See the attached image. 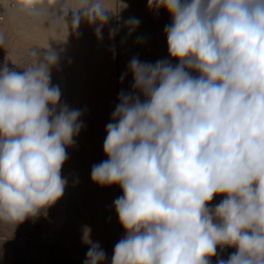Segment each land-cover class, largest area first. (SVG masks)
<instances>
[{
  "label": "clouds",
  "instance_id": "clouds-1",
  "mask_svg": "<svg viewBox=\"0 0 264 264\" xmlns=\"http://www.w3.org/2000/svg\"><path fill=\"white\" fill-rule=\"evenodd\" d=\"M148 5L170 17L169 59L128 64L131 91L119 93L105 128L107 159L90 173L94 183L122 190L113 207L125 235L108 262L85 226L84 264H211L213 257L216 264H264V0ZM0 6L52 31L69 34V23L75 32L85 22L97 39L116 14L106 0ZM125 26L131 33L139 20ZM118 31L111 28L110 39ZM59 65L49 44L30 48L19 71L0 65V222L14 227L47 215L63 196L67 148L83 128L81 110L61 104L52 83ZM216 196L224 199L210 206ZM218 248L235 251L224 259Z\"/></svg>",
  "mask_w": 264,
  "mask_h": 264
},
{
  "label": "rangeland",
  "instance_id": "rangeland-1",
  "mask_svg": "<svg viewBox=\"0 0 264 264\" xmlns=\"http://www.w3.org/2000/svg\"><path fill=\"white\" fill-rule=\"evenodd\" d=\"M110 4L116 14L104 27L102 39H97L95 26L85 22L75 32L69 23V34L63 27L49 30L44 23L33 28L23 26L11 18L10 9L0 23V31L6 36L5 46L0 47V65L7 63L10 69L19 71L30 48L49 44L60 52V65L52 71V83L61 90L60 103L83 113V128L74 137V146L67 148L68 159L61 169L67 180L63 196L47 209V215L26 219L15 227L0 222V264H84L89 248L85 226L91 229L87 239L98 242L110 262L115 244L125 235L113 207L122 190L118 185L94 183L91 168L107 159L103 151L105 128L119 102V93L131 91L130 60L137 57L155 63L169 59L164 28L170 17L164 10L153 11L148 0H127L123 8L121 0ZM72 15L69 11V22ZM129 18L139 20L131 33L125 26ZM111 28H119L112 39ZM222 199L214 197L210 206ZM234 251L218 248L217 254L227 259ZM211 264H216V257Z\"/></svg>",
  "mask_w": 264,
  "mask_h": 264
},
{
  "label": "bare ground",
  "instance_id": "bare-ground-1",
  "mask_svg": "<svg viewBox=\"0 0 264 264\" xmlns=\"http://www.w3.org/2000/svg\"><path fill=\"white\" fill-rule=\"evenodd\" d=\"M106 2H107V4H110V2H109L108 0H106ZM117 2H118V1H117ZM121 3H122V8H123V7H125V5H127V0H121ZM111 4H112V3H111ZM111 4H110V5H111ZM6 12H7V9H6ZM109 15H112V14H109ZM11 18H12L17 24H20V25H23V26H28V27H31V28H33V27L36 26V25H30V24H28V23L26 22V20H25L22 16H20V15L14 13L13 11H12V13H11Z\"/></svg>",
  "mask_w": 264,
  "mask_h": 264
},
{
  "label": "built area",
  "instance_id": "built-area-1",
  "mask_svg": "<svg viewBox=\"0 0 264 264\" xmlns=\"http://www.w3.org/2000/svg\"><path fill=\"white\" fill-rule=\"evenodd\" d=\"M112 4H116L118 0H108ZM6 9L0 6V23H3L6 19Z\"/></svg>",
  "mask_w": 264,
  "mask_h": 264
}]
</instances>
